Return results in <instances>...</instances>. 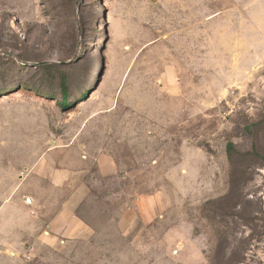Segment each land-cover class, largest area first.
Segmentation results:
<instances>
[{
  "label": "rangeland",
  "instance_id": "obj_1",
  "mask_svg": "<svg viewBox=\"0 0 264 264\" xmlns=\"http://www.w3.org/2000/svg\"><path fill=\"white\" fill-rule=\"evenodd\" d=\"M0 264H264V0H0Z\"/></svg>",
  "mask_w": 264,
  "mask_h": 264
},
{
  "label": "crops",
  "instance_id": "obj_2",
  "mask_svg": "<svg viewBox=\"0 0 264 264\" xmlns=\"http://www.w3.org/2000/svg\"><path fill=\"white\" fill-rule=\"evenodd\" d=\"M50 242L58 239L78 240L89 236V226L82 221L76 213L63 211L58 214L55 220L49 225Z\"/></svg>",
  "mask_w": 264,
  "mask_h": 264
},
{
  "label": "trees",
  "instance_id": "obj_3",
  "mask_svg": "<svg viewBox=\"0 0 264 264\" xmlns=\"http://www.w3.org/2000/svg\"><path fill=\"white\" fill-rule=\"evenodd\" d=\"M45 70L47 71H51L49 65H44L43 66ZM59 84H60V87H61V90H62V94H63V97H62V100L60 101V106L64 109H67L70 107V105H68V96H69V86H68V78L66 77V75H60L59 77ZM235 149H234V146L230 143L228 144L227 146V155H228V159H229V162L231 163V165L233 166L234 165V162H235ZM253 154L257 155V152L254 151ZM251 153V155H253Z\"/></svg>",
  "mask_w": 264,
  "mask_h": 264
},
{
  "label": "water",
  "instance_id": "obj_4",
  "mask_svg": "<svg viewBox=\"0 0 264 264\" xmlns=\"http://www.w3.org/2000/svg\"><path fill=\"white\" fill-rule=\"evenodd\" d=\"M27 202L30 204L31 203V200L30 199H27Z\"/></svg>",
  "mask_w": 264,
  "mask_h": 264
},
{
  "label": "bare ground",
  "instance_id": "obj_5",
  "mask_svg": "<svg viewBox=\"0 0 264 264\" xmlns=\"http://www.w3.org/2000/svg\"><path fill=\"white\" fill-rule=\"evenodd\" d=\"M30 200H31V199H30ZM31 203H32V200H31ZM31 203H30V204H31Z\"/></svg>",
  "mask_w": 264,
  "mask_h": 264
}]
</instances>
